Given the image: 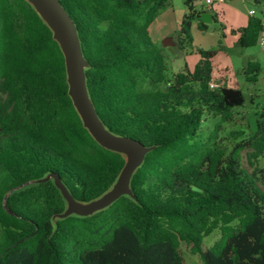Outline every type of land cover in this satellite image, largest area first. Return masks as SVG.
Instances as JSON below:
<instances>
[{"label": "trees", "instance_id": "obj_1", "mask_svg": "<svg viewBox=\"0 0 264 264\" xmlns=\"http://www.w3.org/2000/svg\"><path fill=\"white\" fill-rule=\"evenodd\" d=\"M58 2L88 63L97 117L110 134L149 151L131 176V197L91 216L56 219L67 205L53 180L24 184L53 175L86 204L111 189L125 159L84 128L63 54L34 8L0 0V264H185L181 244L201 264H264V107L252 132L221 136L246 98L224 80L211 87L216 51L192 48L191 24L207 10L183 0L176 44L199 59L169 74L165 48L150 38L169 0ZM263 20L252 13L232 31L235 47L258 45ZM260 70L248 61L245 81L256 83ZM208 119L215 123L205 134Z\"/></svg>", "mask_w": 264, "mask_h": 264}, {"label": "rangeland", "instance_id": "obj_2", "mask_svg": "<svg viewBox=\"0 0 264 264\" xmlns=\"http://www.w3.org/2000/svg\"><path fill=\"white\" fill-rule=\"evenodd\" d=\"M225 1L229 6L234 7L235 5L238 7L241 18L245 19L249 11L255 16H264V6H254L247 0ZM197 8L204 9L200 4ZM183 12H186L183 0H169L167 7L151 25L150 38L157 45L162 46V42L166 40V38H161V34L173 35V38H171L172 36L167 38H171V42L174 45L162 46L165 48L164 54L167 57V63L170 69L169 74L183 71L185 64L192 69L199 59L195 53L186 54L177 47L176 32L179 31L178 20L181 18ZM213 14L209 11H204L200 19L191 24L190 35L192 37V48L193 50L216 51L212 59L213 72L215 74L213 76L214 87L222 84V80H224L228 86L240 89L246 98L245 107L234 115L232 122L223 125L224 131L221 136L228 137L231 132L235 131H243L245 134H249L254 130V122L258 119V114L264 107V48L260 44L247 49L236 48L234 36L230 34L229 29H224V26L227 27L226 22L221 18L220 21L215 20ZM200 23L206 26V30H200L198 28ZM248 61L257 62L260 65L261 70L256 83H247L245 81L243 68ZM214 123L215 121L211 119L205 122L203 126L206 129L204 131L205 134L208 132L207 130L213 128ZM241 163L242 167L248 173L252 171V168L247 163L244 152L242 153ZM258 167L264 168V157L260 158ZM216 238L217 235H213V237L206 239V246L209 247ZM181 252L185 264H201L198 257L192 255L189 247L185 244H181Z\"/></svg>", "mask_w": 264, "mask_h": 264}, {"label": "water", "instance_id": "obj_3", "mask_svg": "<svg viewBox=\"0 0 264 264\" xmlns=\"http://www.w3.org/2000/svg\"><path fill=\"white\" fill-rule=\"evenodd\" d=\"M25 1L34 8L41 20L51 30L52 37L57 42L63 54L68 96L84 128H86L99 146L106 150L121 154L125 159V165L111 189L100 198L86 204L76 202L69 195L59 179L53 175H47L44 179L29 182L24 184V186L31 183H42L52 179L55 187L59 190L67 205L65 212L57 216L58 219H63L71 215L81 217L91 216L106 209L122 196L131 197V176L142 164L149 149L144 148L134 140L110 134L97 117L86 88L84 70L88 67V63L82 55L76 28L67 13L60 6L58 0ZM166 41H168V43ZM170 45H174V43L171 42V38L162 42L163 47ZM21 187H23V185ZM12 191L13 190L10 192ZM4 202L5 199L3 200V203Z\"/></svg>", "mask_w": 264, "mask_h": 264}, {"label": "crops", "instance_id": "obj_4", "mask_svg": "<svg viewBox=\"0 0 264 264\" xmlns=\"http://www.w3.org/2000/svg\"><path fill=\"white\" fill-rule=\"evenodd\" d=\"M210 9H211V12H213L216 15L217 21H220L222 19L224 22H226L227 27L224 26V29L225 30L229 29L231 35H233L232 31L237 30L239 28H242L246 25L247 19L249 16V13H248V15H247V17H245V19L241 18V15L239 13L240 11H239L238 7H236L235 5H234V7L227 5L226 1L223 3H214ZM205 10H207V9H205ZM207 11H209V10H207ZM184 14H185V12L182 13L181 18L178 20L179 30H180V22H181ZM150 30H151V27H150ZM170 36H172L171 38H173L172 34H161V38H163V39L166 38V40L168 39L167 37H170ZM233 36H234V40H237L238 36L237 35H233ZM166 42L168 43V41H166ZM197 61H196V63H197ZM213 76H215V74H213Z\"/></svg>", "mask_w": 264, "mask_h": 264}, {"label": "built area", "instance_id": "obj_5", "mask_svg": "<svg viewBox=\"0 0 264 264\" xmlns=\"http://www.w3.org/2000/svg\"><path fill=\"white\" fill-rule=\"evenodd\" d=\"M198 4L202 5L205 9L209 10L214 3H223L225 0H195ZM252 15V12H249ZM259 44L264 48V20L262 22V36L260 38ZM214 84L211 85L213 87Z\"/></svg>", "mask_w": 264, "mask_h": 264}]
</instances>
